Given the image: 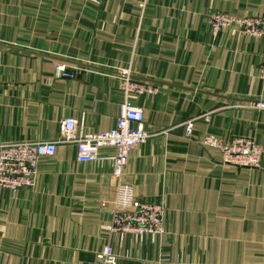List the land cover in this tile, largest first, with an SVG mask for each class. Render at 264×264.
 Masks as SVG:
<instances>
[{
    "label": "crops",
    "instance_id": "0c3cea01",
    "mask_svg": "<svg viewBox=\"0 0 264 264\" xmlns=\"http://www.w3.org/2000/svg\"><path fill=\"white\" fill-rule=\"evenodd\" d=\"M211 10L264 18V0H0V143L58 140L65 118L113 129L129 76L152 90L130 93L151 137L124 180L167 208L162 236L109 235L115 149L83 163L59 143L31 189H0V264H99L106 246L117 264H264V110L246 105L264 102V36L216 34ZM207 136L252 137L260 166L222 163Z\"/></svg>",
    "mask_w": 264,
    "mask_h": 264
},
{
    "label": "built area",
    "instance_id": "2783aa9c",
    "mask_svg": "<svg viewBox=\"0 0 264 264\" xmlns=\"http://www.w3.org/2000/svg\"><path fill=\"white\" fill-rule=\"evenodd\" d=\"M209 19L216 34L225 28L236 26L242 35L264 36V18H240L226 12L211 10ZM56 68L62 77H75L65 64H58ZM260 77L264 80V65L260 70ZM123 86L126 97L120 104L116 125L109 131L78 135V121L75 118H65L61 122V136L58 140L0 143V189L10 192L31 189L35 184L40 159L55 156L59 143L74 145L77 150V160L83 163L96 159L102 149L113 148L115 153L110 159L113 164V176L117 179V190L112 202V219L107 226L109 235L162 236L165 234L167 208L163 200L145 201L136 194L135 186L124 180L131 153L151 137V134L144 129V110L133 104L134 96L131 94L152 92V90L144 85L131 83L129 76ZM246 105L256 110H264L263 101ZM186 128L190 136L193 122L188 121ZM201 144L219 150L222 163L249 169L260 166L263 148L252 137L237 136L223 140L215 136H207ZM100 205L106 207L107 204L101 202ZM117 260L118 256L112 246L104 247L97 254L99 264H117Z\"/></svg>",
    "mask_w": 264,
    "mask_h": 264
}]
</instances>
